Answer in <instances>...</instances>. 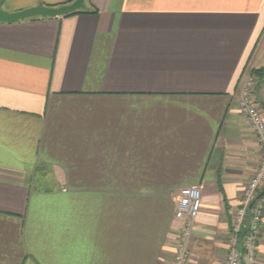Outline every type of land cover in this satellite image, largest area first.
I'll return each instance as SVG.
<instances>
[{
    "label": "crops",
    "instance_id": "crops-1",
    "mask_svg": "<svg viewBox=\"0 0 264 264\" xmlns=\"http://www.w3.org/2000/svg\"><path fill=\"white\" fill-rule=\"evenodd\" d=\"M253 69L264 0H84L0 22V264H166L186 186L202 194L186 264H223L259 158L238 102Z\"/></svg>",
    "mask_w": 264,
    "mask_h": 264
},
{
    "label": "built area",
    "instance_id": "built-area-1",
    "mask_svg": "<svg viewBox=\"0 0 264 264\" xmlns=\"http://www.w3.org/2000/svg\"><path fill=\"white\" fill-rule=\"evenodd\" d=\"M259 80L255 73H247L239 86V105L254 135L259 158L246 185L239 205L232 213L231 228L227 234L228 249L223 264H257V244L260 241V222L264 214V115L255 100ZM199 186L182 187L175 198L174 219L180 222L172 240L171 258L166 264H186L190 258L188 240L194 219L202 202ZM246 229V232L243 230Z\"/></svg>",
    "mask_w": 264,
    "mask_h": 264
},
{
    "label": "water",
    "instance_id": "water-1",
    "mask_svg": "<svg viewBox=\"0 0 264 264\" xmlns=\"http://www.w3.org/2000/svg\"><path fill=\"white\" fill-rule=\"evenodd\" d=\"M84 0H73L69 3H64L55 6L37 4L15 12H7L2 9V0H0V22H16L32 17H59L68 15L82 8Z\"/></svg>",
    "mask_w": 264,
    "mask_h": 264
},
{
    "label": "trees",
    "instance_id": "trees-1",
    "mask_svg": "<svg viewBox=\"0 0 264 264\" xmlns=\"http://www.w3.org/2000/svg\"><path fill=\"white\" fill-rule=\"evenodd\" d=\"M81 11H82V8H80L79 10H77L75 12H72L70 14L78 13V12H81ZM70 14H68V15H70ZM252 72L255 73V74H258V75H263L264 69H253ZM243 231L246 232V229H244Z\"/></svg>",
    "mask_w": 264,
    "mask_h": 264
},
{
    "label": "rangeland",
    "instance_id": "rangeland-1",
    "mask_svg": "<svg viewBox=\"0 0 264 264\" xmlns=\"http://www.w3.org/2000/svg\"><path fill=\"white\" fill-rule=\"evenodd\" d=\"M255 76L257 77L258 80L260 79L259 76H258L257 74H255Z\"/></svg>",
    "mask_w": 264,
    "mask_h": 264
}]
</instances>
